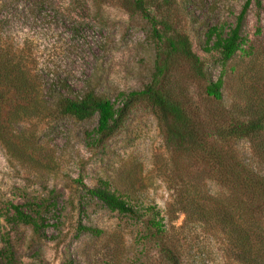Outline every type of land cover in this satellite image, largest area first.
<instances>
[{"label": "rangeland", "instance_id": "374dc122", "mask_svg": "<svg viewBox=\"0 0 264 264\" xmlns=\"http://www.w3.org/2000/svg\"><path fill=\"white\" fill-rule=\"evenodd\" d=\"M28 1L0 0V46L23 57L39 82V99L50 106L39 103L35 116L17 120V105L26 102L10 92L0 115V252L13 254L9 264H243L220 224L200 220L181 203L230 194L207 151L169 142L159 111L141 100L109 138L92 146L87 133L97 116L78 121L58 114L48 88L63 82L69 97L93 91L113 101L142 91L166 62L160 84L196 135L250 159L247 142L220 135L264 106V0L246 13V51L225 64L217 51L203 50L205 35L211 27L227 33L246 0ZM179 36L187 38L197 66L172 51L169 42ZM221 73L222 99L216 101L205 87ZM252 166L264 175V164L254 160ZM100 181L135 213L110 211L88 196ZM26 204L29 213L43 204L38 232L10 220V205Z\"/></svg>", "mask_w": 264, "mask_h": 264}, {"label": "trees", "instance_id": "16d2710c", "mask_svg": "<svg viewBox=\"0 0 264 264\" xmlns=\"http://www.w3.org/2000/svg\"><path fill=\"white\" fill-rule=\"evenodd\" d=\"M28 2H32V6L43 4L42 0H29ZM252 3L258 8L261 7V0H246L236 18L235 25L227 33H224L221 27L209 28L205 35L203 50L205 52L217 51L223 64L230 61L238 51H246L242 47L245 40L241 33L246 13ZM138 4V8H142L140 3ZM2 23L3 21H0V30ZM169 45L173 52L181 53L196 63V66L198 65V58L191 52L186 37L179 36L175 41L170 40ZM156 70L152 82L142 91L128 95L118 94L113 101L98 97L93 91L69 97L71 93L68 92V86L63 82H60L61 84L57 82L54 85L55 88L58 87L57 90L48 88V98L60 115L70 116L78 121L97 116L96 128L87 133L92 146L101 144L114 133L126 110L134 101H146L154 106L159 111L161 121L165 125L167 140L177 148L186 145L192 150L207 151L212 162L216 163L215 167H220L216 173L224 176L225 181L228 182L227 187L231 186L230 194H219L207 199L203 194L199 200L188 198L185 204L181 200L184 210L196 211L202 221L214 220L215 223L220 224L222 230L227 233L237 258L243 264H264V175L252 166L254 160L264 164V106H260L256 117L246 121L230 122L221 131V139L244 140L248 143L250 159L243 155L238 157L230 151L217 149L214 142L206 143L207 140L196 135L191 119L185 115L180 104L160 84V78L167 70V63H162ZM223 84L221 73L215 81H210L206 85L207 97L221 101ZM39 88L37 78L29 73L23 57H16L0 46V115L8 100L6 95L10 92L17 94L26 102L25 105H17V120L21 116L19 114L27 118L35 116L39 103L50 106L43 98L39 99L41 95L38 92ZM118 101L121 103L120 107L117 106ZM86 194L110 211L120 214L135 213L129 201L120 196L116 190H112L107 181H100L97 187L88 189ZM205 199L211 207L204 206ZM10 206L13 210L11 221L29 226L34 232H38L44 224L41 211L43 204L33 205L35 209H32V213L24 210V206L30 209L31 204ZM155 225L161 226L160 223ZM80 230L93 234L99 233L88 227H80ZM4 261L8 264L13 261V254L8 249L0 252V264H5Z\"/></svg>", "mask_w": 264, "mask_h": 264}]
</instances>
